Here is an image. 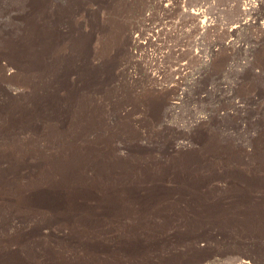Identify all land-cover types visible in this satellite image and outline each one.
I'll use <instances>...</instances> for the list:
<instances>
[{"label": "rangeland", "instance_id": "obj_1", "mask_svg": "<svg viewBox=\"0 0 264 264\" xmlns=\"http://www.w3.org/2000/svg\"><path fill=\"white\" fill-rule=\"evenodd\" d=\"M118 254L264 264V0L0 16V264Z\"/></svg>", "mask_w": 264, "mask_h": 264}, {"label": "bare ground", "instance_id": "obj_2", "mask_svg": "<svg viewBox=\"0 0 264 264\" xmlns=\"http://www.w3.org/2000/svg\"><path fill=\"white\" fill-rule=\"evenodd\" d=\"M20 2H18V0H7L6 3L3 6V11H0L1 15L7 11H9V7H10V3L13 5V7L15 8V10L17 9L18 12L20 13H27L29 11H33L36 9V5L38 2H41V0H20ZM55 1V0H54ZM245 10V9H244ZM252 10V9H251ZM250 13V12H249ZM0 15V16H1ZM8 18H10V15L8 16ZM7 18V19H8ZM205 19V18H204ZM210 23V22H209ZM207 23V21H201L200 22V29H211L212 25ZM234 24V23H233ZM238 24V22H237ZM243 24V23H242ZM10 68V67H9ZM182 147V146H181Z\"/></svg>", "mask_w": 264, "mask_h": 264}, {"label": "crops", "instance_id": "obj_3", "mask_svg": "<svg viewBox=\"0 0 264 264\" xmlns=\"http://www.w3.org/2000/svg\"><path fill=\"white\" fill-rule=\"evenodd\" d=\"M141 259H138L135 262H128L126 257H122V255L118 254L116 257H113V261H110V263L108 264H180L181 260L179 259H168V260H153V259H149V256H145V257H140ZM96 264H107V263H103L102 260L100 261H96ZM185 264H191L190 262H187Z\"/></svg>", "mask_w": 264, "mask_h": 264}]
</instances>
